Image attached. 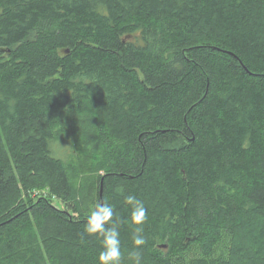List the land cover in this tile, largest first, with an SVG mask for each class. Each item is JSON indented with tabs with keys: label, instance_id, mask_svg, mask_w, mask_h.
<instances>
[{
	"label": "trees",
	"instance_id": "1",
	"mask_svg": "<svg viewBox=\"0 0 264 264\" xmlns=\"http://www.w3.org/2000/svg\"><path fill=\"white\" fill-rule=\"evenodd\" d=\"M127 195L142 264H264V0H0V264H97L105 200L133 264Z\"/></svg>",
	"mask_w": 264,
	"mask_h": 264
},
{
	"label": "clouds",
	"instance_id": "2",
	"mask_svg": "<svg viewBox=\"0 0 264 264\" xmlns=\"http://www.w3.org/2000/svg\"><path fill=\"white\" fill-rule=\"evenodd\" d=\"M122 195L121 188L115 190ZM124 203L130 208L129 221L134 226L132 244L137 249L129 253L133 264H142V254L139 250L147 241L143 236L142 225L146 221L147 209L142 200L133 195L124 196ZM122 219L116 216L113 205L105 200L96 202L88 211L83 232L87 236H95L101 242V251L97 264H123L120 226Z\"/></svg>",
	"mask_w": 264,
	"mask_h": 264
},
{
	"label": "rangeland",
	"instance_id": "3",
	"mask_svg": "<svg viewBox=\"0 0 264 264\" xmlns=\"http://www.w3.org/2000/svg\"><path fill=\"white\" fill-rule=\"evenodd\" d=\"M89 113H86L85 111H80L79 113L75 114L76 118H72L71 121H72V124H75L76 122V125L75 126H84L85 127V124L87 122H90L92 120V116H88ZM71 116V115H70ZM70 116H66V120L68 117ZM88 116V117H87ZM85 117V118H84ZM83 119H85V122L83 121ZM95 120V123L92 125L94 128H95V125H96V122L97 120ZM81 122H84V125L83 123ZM87 125V124H86ZM96 130V128H95ZM97 132H95V135H96ZM62 144H57L58 148L61 146ZM88 146H93L95 149H97L98 151V148L100 147V143L98 142L97 139H94L92 137H90V144H88ZM58 148L55 147L56 150H58ZM66 146H63V148L61 149V151L58 153V154H61V158H64V156L66 155ZM98 175V173L94 172V164L91 163L90 161H81L79 162V165H78V168L75 169V171L72 173V181L74 184H76V191H75V194H74V201H72L73 199H65L63 200V203H60L59 200L57 199H53L51 202H49L50 205H53L54 207L58 208L59 210H64V208L67 207V209L69 207H71L72 204H74V211L72 212H76L80 210V214H81V210L83 209H88V204H86V200L82 201L81 199L83 198V196L86 194L85 193V189L87 190L88 188H86L87 184L92 182V180ZM88 195V194H87ZM41 197H46L48 198V194L45 193V190L43 189H39V188H35L33 190V193L31 194V199L27 198V197H24L23 200H19V204L20 202H22V205L25 207V217H24V220H29L30 222V217L32 215V212L30 211L31 209L35 208L37 205L40 204V198ZM85 198V197H84ZM79 202H84L82 203V205L78 206ZM87 205V208H85ZM66 206V207H65ZM26 226H31V228L35 231L36 228H34L32 225H30L29 223H26L25 226L23 227V233L25 232L26 233ZM227 246H228V241L225 243ZM42 243H41V248L42 249ZM39 249V250H40ZM43 258H46V251L43 252Z\"/></svg>",
	"mask_w": 264,
	"mask_h": 264
},
{
	"label": "water",
	"instance_id": "4",
	"mask_svg": "<svg viewBox=\"0 0 264 264\" xmlns=\"http://www.w3.org/2000/svg\"><path fill=\"white\" fill-rule=\"evenodd\" d=\"M100 193H101V188H100Z\"/></svg>",
	"mask_w": 264,
	"mask_h": 264
}]
</instances>
